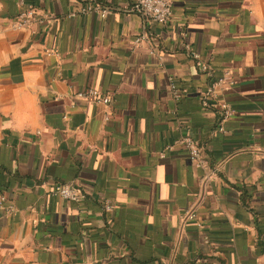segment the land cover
I'll return each instance as SVG.
<instances>
[{
  "label": "crops",
  "instance_id": "1",
  "mask_svg": "<svg viewBox=\"0 0 264 264\" xmlns=\"http://www.w3.org/2000/svg\"><path fill=\"white\" fill-rule=\"evenodd\" d=\"M172 1L161 25L133 0H0V264H264V0ZM90 4L106 14L70 17Z\"/></svg>",
  "mask_w": 264,
  "mask_h": 264
},
{
  "label": "built area",
  "instance_id": "2",
  "mask_svg": "<svg viewBox=\"0 0 264 264\" xmlns=\"http://www.w3.org/2000/svg\"><path fill=\"white\" fill-rule=\"evenodd\" d=\"M132 10L143 17L145 21L153 22L156 24L165 25L169 23L173 16V1L172 0H133ZM93 13H100L101 16L106 14L105 11L101 10V8L97 5H85L80 7L76 13L70 15V17L74 18L76 16H89ZM40 14L33 7H24L22 4L20 5V11L18 12L15 19L12 21L13 29L17 31H28L30 33H34L33 26L35 24H41L44 22V18H40ZM141 42L140 39H136L134 41V45H138ZM192 57L197 60V66L202 72L208 71V66L203 63L200 59L199 55L194 52L190 53ZM234 82L231 77H229L228 72H224L222 75V79H220L217 83H214L210 90L209 96L217 97L216 92L214 90L219 87H231ZM172 92V98L174 101L180 100V91L177 86L172 83L170 86ZM79 97L91 101L93 104H97L102 106L103 110L107 112L111 105V99L108 96H102L97 90L94 89H86L85 91L78 94ZM219 109L221 110V122L233 117L235 115V111L232 107L225 103H220ZM222 131V128L219 129ZM183 145L189 155L190 162L195 167H205L207 164L206 156L202 149L197 145V143L193 139H183L180 142ZM169 149V147H167ZM51 193L60 199L71 201V202H79L84 198V195L75 187L70 185H54ZM105 212H111L113 210V204L111 201L106 200L103 206ZM0 210L4 212L6 215H11L15 212V206L13 201L9 200L7 195L0 194Z\"/></svg>",
  "mask_w": 264,
  "mask_h": 264
},
{
  "label": "trees",
  "instance_id": "3",
  "mask_svg": "<svg viewBox=\"0 0 264 264\" xmlns=\"http://www.w3.org/2000/svg\"><path fill=\"white\" fill-rule=\"evenodd\" d=\"M0 194H2V192H0Z\"/></svg>",
  "mask_w": 264,
  "mask_h": 264
}]
</instances>
